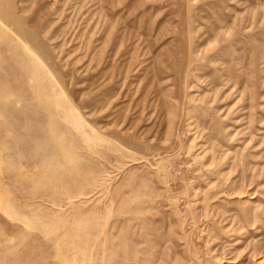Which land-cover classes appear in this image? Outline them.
<instances>
[{
    "label": "rangeland",
    "instance_id": "374dc122",
    "mask_svg": "<svg viewBox=\"0 0 264 264\" xmlns=\"http://www.w3.org/2000/svg\"><path fill=\"white\" fill-rule=\"evenodd\" d=\"M0 264H264V0H0Z\"/></svg>",
    "mask_w": 264,
    "mask_h": 264
}]
</instances>
